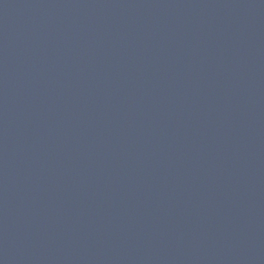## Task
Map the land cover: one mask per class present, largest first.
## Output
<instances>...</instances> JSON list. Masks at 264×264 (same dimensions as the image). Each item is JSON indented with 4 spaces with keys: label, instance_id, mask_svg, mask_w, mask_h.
Wrapping results in <instances>:
<instances>
[{
    "label": "water",
    "instance_id": "obj_1",
    "mask_svg": "<svg viewBox=\"0 0 264 264\" xmlns=\"http://www.w3.org/2000/svg\"><path fill=\"white\" fill-rule=\"evenodd\" d=\"M0 264H264V0H0Z\"/></svg>",
    "mask_w": 264,
    "mask_h": 264
}]
</instances>
